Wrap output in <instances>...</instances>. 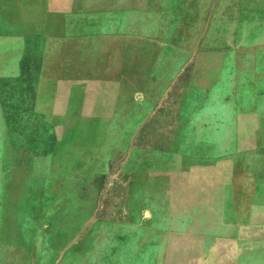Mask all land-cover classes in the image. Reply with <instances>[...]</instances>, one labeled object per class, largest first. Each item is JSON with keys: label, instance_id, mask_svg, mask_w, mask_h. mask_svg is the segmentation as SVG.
Here are the masks:
<instances>
[{"label": "rangeland", "instance_id": "374dc122", "mask_svg": "<svg viewBox=\"0 0 264 264\" xmlns=\"http://www.w3.org/2000/svg\"><path fill=\"white\" fill-rule=\"evenodd\" d=\"M47 1L0 0V264H264V88L209 72L210 0L158 7L138 57Z\"/></svg>", "mask_w": 264, "mask_h": 264}, {"label": "crops", "instance_id": "0c3cea01", "mask_svg": "<svg viewBox=\"0 0 264 264\" xmlns=\"http://www.w3.org/2000/svg\"><path fill=\"white\" fill-rule=\"evenodd\" d=\"M168 4L169 0H48L45 6L50 17L63 24L64 39L83 42V50H94L96 43L97 48H113L116 57H138L128 43L163 33L164 15L158 7ZM177 4L186 8L184 2ZM207 4L209 13L200 25H208V32L195 34L194 41L206 44L205 57L212 60L209 72L257 73V85L264 88V0H210ZM178 31L179 48L185 50L182 29ZM2 168L0 158V201L9 200L3 193ZM9 214V203L5 208L0 205V216Z\"/></svg>", "mask_w": 264, "mask_h": 264}, {"label": "bare ground", "instance_id": "6f19581e", "mask_svg": "<svg viewBox=\"0 0 264 264\" xmlns=\"http://www.w3.org/2000/svg\"><path fill=\"white\" fill-rule=\"evenodd\" d=\"M10 169H11V168H10ZM9 175H10V174H9ZM17 202H18V201H17ZM7 220H8V219H7ZM160 248H161V247H160ZM159 253H160V252H159ZM164 253H165V252H164ZM164 256H165V255H164ZM159 258H160V257H159ZM160 259H162V258H160ZM158 262H159V261H158ZM158 262H157V263H158Z\"/></svg>", "mask_w": 264, "mask_h": 264}]
</instances>
